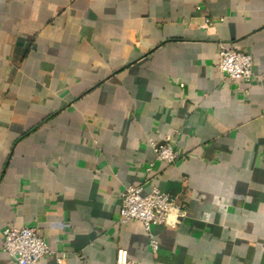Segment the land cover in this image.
Segmentation results:
<instances>
[{
	"label": "crops",
	"instance_id": "1",
	"mask_svg": "<svg viewBox=\"0 0 264 264\" xmlns=\"http://www.w3.org/2000/svg\"><path fill=\"white\" fill-rule=\"evenodd\" d=\"M221 43L253 81L215 69ZM138 184L186 209L150 226L156 251L118 221ZM9 224L36 227L53 253L36 264H115L119 247L131 264H264V0H0V264Z\"/></svg>",
	"mask_w": 264,
	"mask_h": 264
},
{
	"label": "built area",
	"instance_id": "2",
	"mask_svg": "<svg viewBox=\"0 0 264 264\" xmlns=\"http://www.w3.org/2000/svg\"><path fill=\"white\" fill-rule=\"evenodd\" d=\"M194 8L202 9L200 5ZM202 20V28L209 30L213 27L214 22L207 15H203ZM215 69L235 82L247 83L255 79L251 55L225 43L219 45ZM150 145L154 150L155 158L163 163L173 164L182 156L169 140L161 143L151 142ZM185 215V206L180 202L178 195L162 192L156 187L144 193L142 184L128 185L120 194L118 221L141 222L149 236V246L152 251H156L157 244L150 233V226L162 225L174 228ZM2 247L13 264H36L41 258L53 254L33 226L6 225L2 230ZM115 264H131L125 249L120 247L116 249Z\"/></svg>",
	"mask_w": 264,
	"mask_h": 264
}]
</instances>
